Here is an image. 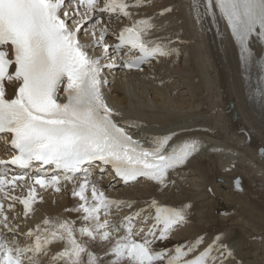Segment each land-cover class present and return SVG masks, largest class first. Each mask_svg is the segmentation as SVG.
Instances as JSON below:
<instances>
[{"label": "snow or ice", "instance_id": "6c2138e0", "mask_svg": "<svg viewBox=\"0 0 264 264\" xmlns=\"http://www.w3.org/2000/svg\"><path fill=\"white\" fill-rule=\"evenodd\" d=\"M149 5L150 0H0V140L14 150L10 160H0V264H223L233 257L220 235L192 258L203 237L156 249L157 240H167L186 222L190 205L112 198L87 174L73 185L76 207L66 209L76 220L44 218L20 233L7 214L20 204L27 219L43 199L37 187L60 192L84 164L97 161L125 182L143 177L166 188L170 171L199 151L195 139L169 147L176 133L143 147L117 124L119 113L106 101L105 69L143 72L176 52L170 37L157 34L163 25L140 14ZM191 8L199 24L226 23L245 67L253 56L250 42L264 44V0H191ZM5 82L15 89L11 97ZM33 162L55 165L59 174L41 175L37 168L30 176L9 175V165L28 168ZM25 187L23 195H14ZM18 235L26 238L24 245ZM58 243L62 247L54 251Z\"/></svg>", "mask_w": 264, "mask_h": 264}, {"label": "bare ground", "instance_id": "6f19581e", "mask_svg": "<svg viewBox=\"0 0 264 264\" xmlns=\"http://www.w3.org/2000/svg\"><path fill=\"white\" fill-rule=\"evenodd\" d=\"M154 2L156 10L172 9L161 17L147 12L163 25L160 35L171 38L178 59L156 68L153 80L146 74L115 77L108 102L148 131L197 138L204 149L189 159L173 186H136L126 195L138 202L190 205L187 225L175 240L189 244L203 237L197 248L202 249L220 235L219 243L233 253L223 264H264V108L252 99L255 75L244 71L221 20L215 26L208 19L197 23L191 0ZM236 177L242 179L240 192L231 186ZM70 206L68 198L58 197L54 204L47 201L40 216L71 218Z\"/></svg>", "mask_w": 264, "mask_h": 264}]
</instances>
